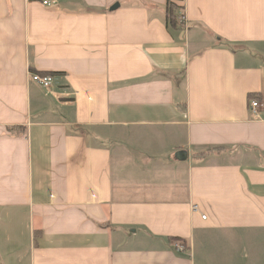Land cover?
<instances>
[{
	"label": "crops",
	"instance_id": "0c3cea01",
	"mask_svg": "<svg viewBox=\"0 0 264 264\" xmlns=\"http://www.w3.org/2000/svg\"><path fill=\"white\" fill-rule=\"evenodd\" d=\"M54 1L0 0V264H264V0Z\"/></svg>",
	"mask_w": 264,
	"mask_h": 264
},
{
	"label": "built area",
	"instance_id": "2783aa9c",
	"mask_svg": "<svg viewBox=\"0 0 264 264\" xmlns=\"http://www.w3.org/2000/svg\"><path fill=\"white\" fill-rule=\"evenodd\" d=\"M42 4L45 6H52L54 5L55 1L54 0H41ZM178 20L180 21L181 24H185V16L183 15L182 12H179L178 15ZM30 78L31 81H34L38 84H40L44 89L50 91L51 88L53 87L55 83V76L52 74H42V73H36L32 72L30 73ZM261 106V102L258 100H252L251 101V110L252 112H257L258 108ZM193 209L197 211L199 208L197 205L193 206ZM204 218H206V214L203 215Z\"/></svg>",
	"mask_w": 264,
	"mask_h": 264
},
{
	"label": "trees",
	"instance_id": "16d2710c",
	"mask_svg": "<svg viewBox=\"0 0 264 264\" xmlns=\"http://www.w3.org/2000/svg\"><path fill=\"white\" fill-rule=\"evenodd\" d=\"M183 0H167V23L171 25V27H176L179 24L178 16L175 17V14H179L180 7L182 5ZM179 21V22H178ZM178 23V24H177ZM42 74H52L51 72H44ZM252 98V97H251ZM213 151L212 149L207 150L205 154L210 153ZM185 248H189L186 246Z\"/></svg>",
	"mask_w": 264,
	"mask_h": 264
},
{
	"label": "water",
	"instance_id": "95a60500",
	"mask_svg": "<svg viewBox=\"0 0 264 264\" xmlns=\"http://www.w3.org/2000/svg\"><path fill=\"white\" fill-rule=\"evenodd\" d=\"M117 6H118V4L115 7H117ZM182 154L185 155V152H182Z\"/></svg>",
	"mask_w": 264,
	"mask_h": 264
}]
</instances>
